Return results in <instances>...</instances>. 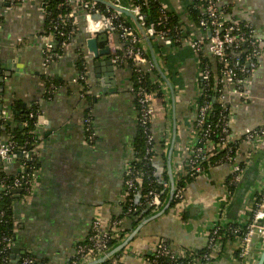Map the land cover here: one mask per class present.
Listing matches in <instances>:
<instances>
[{
    "label": "crops",
    "instance_id": "0c3cea01",
    "mask_svg": "<svg viewBox=\"0 0 264 264\" xmlns=\"http://www.w3.org/2000/svg\"><path fill=\"white\" fill-rule=\"evenodd\" d=\"M162 1L168 9H182L177 0ZM230 10V18L254 27L263 49L243 91L231 83L221 86L220 100L223 98L231 109L229 127L232 133L240 135L247 128L264 129V0H233ZM45 20L46 11L41 0L23 4L17 0H0V94L6 103L17 99L21 103H30L40 99L42 107L36 129L41 138L39 185L31 196L14 202L15 217L20 225L13 248L20 250L19 262L25 253H30L43 260L37 264H66L74 255L76 244L88 237L95 217L101 216L103 221H108L111 215L122 211L123 172L137 133L138 113L131 67L113 64L111 68L106 62L111 59L110 54L97 58L89 53L86 42L89 34L84 27L72 37L58 60L46 63ZM132 26L137 30L133 23ZM190 26L194 37L203 36L195 22ZM144 44L148 49L145 41ZM106 45V42L98 44L99 49ZM78 50L85 54L89 84L96 96L92 111L96 138L91 143L85 139L82 124L88 103L78 81ZM160 53L168 56L165 63L157 53L175 88V169L178 156L184 154L195 140V102L201 88L200 53L188 44L165 48ZM202 54L209 59L213 73L219 71L218 63L214 71L215 64L207 45ZM45 75L61 81L60 87L48 99L44 97ZM161 80L164 95L155 100L152 123L159 151L153 160L157 173H163L165 166L167 168L166 155L173 123L170 90ZM1 106L10 114V120L11 109ZM1 109L0 142L7 138L4 121H8ZM161 141L165 142L164 146ZM246 159L249 162L244 166L242 186L234 196L228 195L226 187L233 164L222 162L207 168L189 183L179 207L169 208L167 214L141 229L128 245L124 264H152L148 256L155 251L160 239H168L176 250H199L207 247L206 233L217 220L249 221L253 201L264 187V137L253 145L240 143L236 161L242 164ZM2 163L0 160V168L4 167ZM18 168L15 160L9 171L16 172ZM238 250V239L229 240L225 254L214 264L234 263L233 255Z\"/></svg>",
    "mask_w": 264,
    "mask_h": 264
},
{
    "label": "built area",
    "instance_id": "2783aa9c",
    "mask_svg": "<svg viewBox=\"0 0 264 264\" xmlns=\"http://www.w3.org/2000/svg\"><path fill=\"white\" fill-rule=\"evenodd\" d=\"M29 0H19L20 3L27 2ZM64 5H68L70 10L65 14H60L58 16L57 25H55V32H48L45 34L46 39V49L50 51L56 47V41L54 35L56 31L61 37H68V40L65 39L62 42V49H64L69 42L71 41L74 34L84 27L85 31L91 35L95 36L98 33H106L107 35V44L110 49L111 60L114 65L119 67L123 65H129L133 70L138 72H152L154 64L147 57L146 47L144 41L138 31L131 25L126 24L123 20L120 19L123 14L117 10H114L107 5L106 10L93 8L94 4L92 0H62ZM109 2L119 5V1ZM233 0H211L208 1L206 7L202 10L205 17H201L198 22V26L202 31L203 36L197 38L193 36L190 23L193 22L188 18L187 10L183 3L180 2L182 9L177 10L180 12L183 20L179 26L178 30L180 33L185 34V38H182L180 45H177V41L173 39L167 31H156L153 25L146 27L147 17L142 12L139 5H130L132 11L136 15L139 23L145 28L147 34L153 38L154 41L160 42L165 48H171L174 46H181L183 44H188L195 52H203L204 46L207 45L209 53L213 57V62L215 64V70L217 69V63L223 65L220 70V82L222 84L231 83L236 85L239 91H243V85L248 81L249 77L252 75L253 70L257 67L258 60L262 54V47L260 45V40L256 38V32L252 25L244 24L246 28L249 29L250 36L252 40H248L245 33L240 30L241 21L230 18V11H226L225 3L231 4ZM163 9L168 10V8L162 3ZM47 15V14H46ZM58 26L61 27H70L72 30L65 32L64 29H58ZM44 30V27H43ZM76 31V32H75ZM249 41V47L242 49V51H250L247 55L245 63L241 62L240 53H231L230 48L239 49L242 44H246ZM233 54V55H232ZM62 55V54H61ZM61 55H57L58 59ZM46 63H51L50 59H45ZM210 66V65H209ZM206 67L205 70L200 71V77L203 80H208L210 75L213 73V68ZM78 79L82 80V94L83 96H88L93 94V88L89 84V74L88 71L83 72L78 76ZM132 87H133V83ZM133 90V88H132ZM159 87H153L151 89L139 87L138 88V102L140 105V111H138L136 123L145 127L146 129V160L147 163L151 164L154 168L153 175L158 177L160 183L163 187L169 188V182L163 178V173H157L156 168L153 164V160L158 155V148L155 141V136L152 131V123L155 113V100L159 93ZM134 92V91H133ZM223 96V95H222ZM225 108H228L227 113L224 115L226 120L225 134L221 138V142L215 143L210 138L206 139L207 150H213L217 147H227L228 143L232 141L241 140V142H247L253 145L255 142L259 141L264 137V129L262 128H247L244 133L240 135H235L232 133L229 122L231 117V109L221 100ZM1 105V104H0ZM210 109V105L206 104L200 108H195L196 116L193 123V130L195 134V140L193 144L184 151V154L178 156L179 160L177 161L178 170H185L190 168V175L194 178H197L199 175L203 174L206 169L201 165L202 159L210 157V154L204 156L201 152L202 147H196L195 144L205 137H208L211 133L210 128L198 129L205 118V114ZM1 114L8 119L10 114L1 110ZM9 120V119H8ZM83 129L85 133V139L87 142H94L95 133L93 129V119L90 115H85L82 120ZM39 137V136H38ZM40 138V137H39ZM41 142L37 144L36 147L28 149L27 144L21 147H17L15 141L9 139L7 136L4 141L0 142V160L3 162V165L7 163L13 164L15 161L16 155L21 153L25 157V161L20 162L16 160L17 170H25L27 168V176H30L31 179L24 180L22 177L15 175L14 181L12 184L4 185V179H0V191L1 190H14L21 189V195L24 198H28L34 192V190L39 185L40 180V169L33 167L32 162L38 160V147ZM139 160L140 158L135 157V151L133 144L131 146V156L130 159L125 164V189L122 192L121 200L124 201V195L126 190H134L135 198L128 210H137L138 207L144 205L150 207L153 212L160 209L163 205L161 193L153 190H148L145 195L142 194L143 183H144V174L134 169L133 161ZM236 157H230L229 163L233 164V172L231 174V179L234 183L240 182L242 179V174L244 171V166L247 164V159L244 162V165L237 163ZM28 161H31L28 164ZM32 164V165H31ZM1 170V169H0ZM149 173V171H148ZM230 196V192H228ZM229 198V197H228ZM174 199H177L175 207H179L184 201V190L176 188ZM173 199V200H174ZM227 202V201H226ZM233 221V220H231ZM239 222L241 225L246 224L245 231L239 236L238 241L240 242V252L239 259L243 260L245 264H254L257 256L264 247V187L260 193L257 200L254 202L252 207L251 219L247 222H242L239 220H234ZM227 222L222 221L221 219L217 220L207 231V251L202 255V260L206 261L205 264H214L215 260L220 258L225 254V248L221 242L222 228L227 226ZM126 226L122 219H112L108 221H103L101 216H97L93 219L90 233L87 237L88 244L82 245L77 244L75 246V257H80L81 261H89L102 253L107 251L111 245V241L118 237L122 230ZM240 227L235 228L234 233H239ZM12 245V241L8 236L0 235V264H11V256L8 257L7 251ZM127 246L124 249V254L119 259H114L113 264L124 263V255L129 252ZM156 257L159 255H168L169 258L176 259L181 255H184L182 249L176 250L171 247H168L165 244L164 239H160L155 247ZM97 254V255H96ZM80 261V262H81ZM152 264H157L156 259H148ZM79 262V263H80ZM77 263V264H79ZM21 264H33V260L28 257H24L21 260ZM67 264V263H66ZM187 264H200L199 260L192 259Z\"/></svg>",
    "mask_w": 264,
    "mask_h": 264
},
{
    "label": "trees",
    "instance_id": "16d2710c",
    "mask_svg": "<svg viewBox=\"0 0 264 264\" xmlns=\"http://www.w3.org/2000/svg\"><path fill=\"white\" fill-rule=\"evenodd\" d=\"M19 2V0H17ZM113 2H116L117 0H111ZM124 3H128L130 5H139L141 7L142 12L146 15L147 17V24L146 27L149 25H153L156 31H167L168 34L173 38L181 41H177V45H180V42H182V38H185V34L180 33L178 30V26L183 23V19L181 17L180 12H177L175 9H163V1L162 0H123ZM185 6V9L187 10L188 13V18L198 24L199 19L201 17H205L203 15L202 10L206 7L208 1L211 0H177ZM213 1V0H212ZM45 11H46V20H45V33L48 32H55V25H57L58 22V16L60 14H65L70 10L68 5H64L62 0H41ZM94 4L93 8L96 9H102L106 10L108 7L106 4L92 0L91 1ZM225 8L226 11H231V4L225 3ZM121 20H123L126 24L131 25L132 23L129 21V18L126 17L125 15L120 17ZM240 30L245 33L246 37L248 40H252L253 38L250 36L249 29L245 27V25L241 22L240 23ZM64 29V31L67 33L70 30H72L70 27H61L58 26V29ZM76 32V31H75ZM75 35V34H74ZM73 35V36H74ZM54 38L56 39V47L48 51L47 49L45 50V59H50L51 62L58 60L57 55H61L63 53L62 49V42L65 39L66 41L68 40V37H61L59 36L58 32L56 31V34L54 35ZM249 41L246 44H242L239 49H233L230 48L229 51L231 53H236V52H241L240 53V59L241 62L245 63L247 55L250 53V51H242V49L249 47ZM154 48L156 50V53L159 54V56L165 60V63L168 59V56L164 55L162 52L165 47L162 44L157 43L156 41L154 42ZM79 57L77 59V74L80 75L83 72L87 71L86 69V62H85V54L82 50H78ZM232 54V55H233ZM147 57L149 58L148 54L146 53ZM150 59V58H149ZM209 66V59L205 57L202 52H200V57H199V68L200 71L205 70L206 67ZM210 67V66H209ZM223 65L219 64V71L214 72L210 75V78L208 80H203L200 78V93L196 99L195 102V108L197 109L200 108L201 106H204L206 104L210 105V109L205 114L204 122L203 124L198 127V129L202 128H210L211 133L208 137H205L204 139L199 140L195 144V149L196 147H202V154L204 156H207L210 154V157L202 159L201 165L204 169H207L213 165H217L222 162H228L230 157H236L238 150L240 148V143L241 140L237 141H232L228 143L227 147H217L213 150H207V145H206V139L210 138L215 142L216 144L221 142V138L225 134V127H226V120L224 119V115L227 113L228 108H225L223 103L220 100V95L222 93V83L220 82V70L222 69ZM162 78L158 74L157 70L155 67H153L152 72H138L136 70L132 71L131 75V83H133V94L135 95V105L138 111H140V105L138 102V88L141 86L143 88L151 89L153 87H159L160 91L157 95V98H160L164 95L163 91V81L161 80ZM78 81L82 84V80L78 79ZM44 84H45V92H44V97L46 99L51 98L54 93L56 88L60 87L61 81L58 79H55L52 75L51 76H44ZM86 101L88 103V106L86 108V114L85 115H90L91 118L93 119L92 116V111H93V106L96 101V96L94 94L85 96ZM0 103L4 106V109H11V119L8 121H4V130L9 139L15 141L17 144V147L24 146L27 144L28 149H32L37 146L38 143L41 142V138L38 137V134L36 132L37 125H38V119L41 114V101L40 99L33 100L30 103H21L20 100H15L10 103H6L4 98L0 94ZM7 107V108H6ZM3 110V109H1ZM96 138V137H95ZM165 141V140H164ZM161 141V145L163 143V146L165 145V142ZM133 147L135 151V157L140 158V161L134 160L133 166L135 170L145 172L144 174V183H143V189H142V194L145 195V193L148 190H153L161 193L162 201L163 203L166 201L169 188L163 187L160 181L158 180V177H155L153 175V166L149 163H147L146 160V149H147V141H146V129L145 127L137 124V133L136 136L133 140ZM15 160H19L20 162L25 161V157L21 155V153H18L16 155ZM165 160V157H164ZM166 161V160H165ZM31 161H28V164H30ZM33 167L38 169L40 167V161L39 159L36 160L35 162H32ZM31 164V165H32ZM12 168V164L7 163L6 165L1 166L0 170V179H4L5 184H12L14 181L15 177L19 176L22 177L24 180L31 179L30 176H27V168L28 166H25V170L21 171H16V172H10L9 167ZM11 165V166H10ZM244 165V163H242ZM190 168L185 169V171L182 170H176V167L174 169L175 175H176V180H177V188L178 189H185L188 187L189 183L192 182L195 178L190 175ZM149 171V173H148ZM17 173V176L15 175ZM163 178L166 181H170V177L168 174V170L165 166V169L163 171ZM125 179H126V172L124 170L123 172V190L125 189ZM242 186L241 182L234 183L231 179V176L227 179L226 181V187L230 192V196H234L235 192ZM124 193V192H123ZM22 194V193H21ZM258 194H256L257 196ZM22 197H16L15 193L12 192V190H1L0 191V235H5L8 236L11 241L12 245L7 251L8 257L11 256L12 254V249L13 246L16 242L17 236H18V229L20 222L17 220L15 217L14 213V202L19 200ZM259 195L254 199V202L257 200ZM135 198L134 195V190H126L125 195H124V201H122V211L118 214H113L110 216L109 220L115 219V218H120L123 220L124 225L126 226L124 230L121 231V233L113 239L110 243L111 247L118 243L122 238H124L134 227H136L139 222L153 213V210L144 205L142 207H138V209L131 210L128 212L133 200ZM178 202L177 199H174L171 207H174L176 203ZM169 211V210H168ZM166 212V214L168 213ZM184 216V215H182ZM159 219V218H158ZM157 220V219H155ZM154 221V220H153ZM240 227V232L239 233H234L235 228ZM246 224H240L237 221H229L227 223V226L222 228L221 231V242L223 244V248H225L226 243L229 240H237L239 236L242 235L245 231ZM142 231V230H141ZM140 231V232H141ZM139 232V233H140ZM135 240V238H134ZM133 240V241H134ZM132 241V242H133ZM131 242V243H132ZM77 244H82V245H87L88 240L87 238L83 241L78 242ZM76 244V245H77ZM165 244L168 247H171L169 240L165 239ZM172 248V247H171ZM184 251V255L179 256L176 259H171L169 258L168 255H159L156 257V252H153L150 256H148V259H156L157 264H187L190 260L195 259L199 260L200 264H205L206 261L203 259L202 260V255L206 253L207 247L195 250V249H182ZM239 252L240 250L236 251V253L233 255L235 259H239ZM124 250L121 252L117 253L115 256L110 258L109 260L102 262L100 264H113L114 259H119L123 254ZM24 257H28L29 259L33 260V264L37 263H43V260H40L36 258L34 255L30 253H25ZM97 255V254H96ZM22 260V259H21ZM81 261L80 257H75L72 256L67 264H77ZM119 264H124V263H119ZM232 264H244L243 260L240 259L237 262L234 261ZM246 264V263H245Z\"/></svg>",
    "mask_w": 264,
    "mask_h": 264
},
{
    "label": "water",
    "instance_id": "95a60500",
    "mask_svg": "<svg viewBox=\"0 0 264 264\" xmlns=\"http://www.w3.org/2000/svg\"><path fill=\"white\" fill-rule=\"evenodd\" d=\"M96 1H100V2L110 6L111 8L121 12L123 15L128 17L129 20H131L133 25H135V27L137 28V31L140 34V36L142 37V39L147 43V46H148V49L146 48L147 54H148L150 60L152 61V63L154 64L155 69L157 70L160 77L168 85V88H169L170 94H171L172 112H173L172 113L173 114V123H172L171 140H170V143L168 145L167 155H166L167 168H168V174L170 177V181H169V192H168L167 199L163 203V205L160 207V209L154 211L153 213H151L150 215H148L147 217L142 219L136 227H134L124 238H122V240H120L118 243H116L115 245L110 247L107 251L102 253L100 256H98L92 260H89V261H81L79 264H100L102 262L109 260L110 258L115 256L117 253L124 250L134 240V238L139 234L141 229L146 224H148L149 222H151L155 219H158V218H160L166 214V212L169 210V208L173 202L174 194H175V191L177 188V180H176V175H175L174 165H173V152H174V147H175V143H176V135H177L176 110H175V103H176L175 88H174L169 76L165 72V70L162 66V63H161V61H160V59L156 53V50L154 48L153 38L147 34L145 28L139 23L136 15L134 14V12L132 11V9L130 7V4L122 3V4L117 5V4L109 2L107 0H96ZM107 40L108 39H107L106 33L101 32L95 36L89 35V37L86 40L89 53H93L95 55V57H97V58L100 55H107L108 56L110 54V49H109L108 44L103 49H99V46H98L99 42H106L107 43ZM106 62L111 68H113V63H112L111 59H108ZM1 108H2V106L0 105V109ZM12 192L15 193L16 197H20V195H21V189H14V190H12ZM19 252H20V250L18 248L12 249V254H11V259L13 260L12 264H21V262H19V255H18ZM254 264H264V247L261 250V252L259 253Z\"/></svg>",
    "mask_w": 264,
    "mask_h": 264
}]
</instances>
